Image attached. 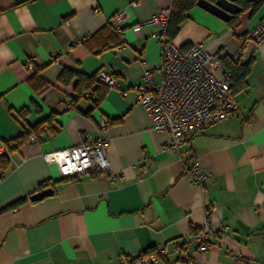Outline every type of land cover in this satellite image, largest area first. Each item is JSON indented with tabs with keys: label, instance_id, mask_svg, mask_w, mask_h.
I'll return each instance as SVG.
<instances>
[{
	"label": "crops",
	"instance_id": "crops-1",
	"mask_svg": "<svg viewBox=\"0 0 264 264\" xmlns=\"http://www.w3.org/2000/svg\"><path fill=\"white\" fill-rule=\"evenodd\" d=\"M132 1L0 0V141L55 113L35 141L10 154L0 175V209L26 198L0 212V264H119L122 257L160 246L167 255L156 264H186L172 251L185 243L194 264H234L230 251L245 264H264V41L244 40L264 23V0L253 13L240 12L235 27L197 4L187 11L173 39L177 46L203 43L216 55L218 75L224 70L219 57L233 56L241 46L253 65L247 88L236 94L237 110L191 133L178 152L165 150L170 134L153 129L135 89L144 71H156L162 62L161 27L132 29L172 0ZM118 11L123 37L107 26ZM85 34L90 37L83 39ZM67 40L80 43L68 46ZM28 59L37 78H31ZM65 68L87 75L105 70L117 86L107 87L98 107L92 108L91 95L73 104L76 79L58 81ZM23 107L29 109L25 120ZM100 115L112 119L104 134L116 178L63 179L43 155L85 136L95 140ZM194 156L207 175L203 187L184 175L185 162ZM148 160L153 165L143 173ZM49 187L51 195L31 199ZM206 219L212 245L198 251L193 230Z\"/></svg>",
	"mask_w": 264,
	"mask_h": 264
},
{
	"label": "built area",
	"instance_id": "built-area-1",
	"mask_svg": "<svg viewBox=\"0 0 264 264\" xmlns=\"http://www.w3.org/2000/svg\"><path fill=\"white\" fill-rule=\"evenodd\" d=\"M138 2L139 0H133L131 3L136 5ZM170 11L169 6L132 26L134 31H139L143 24H159L161 29L158 37L162 46L160 66L156 71L145 70L135 89L137 101L147 111L153 129L170 134L165 150L178 152L191 133L226 118L237 110L239 101L231 90L230 72L223 70L222 75L217 74L214 62L216 55L203 43H194L187 48H180L167 37L165 28ZM111 23L114 31L123 37V11L116 12L111 18ZM89 37V34H85L83 39ZM244 40H252L256 44L262 43L264 23L260 22L255 26ZM66 43L72 46L80 42L67 40ZM233 58L240 62L245 61L243 46L238 49ZM34 65L33 59L26 61V67L30 71L34 69ZM97 78L100 83L107 86H117L114 76L105 70L99 71ZM109 126V117L100 115L98 136L95 140H89L85 136L78 144L47 152L43 156L47 162L58 166L63 179H73L89 174L104 175L113 180L116 176L111 172L106 156L107 138L104 134ZM36 139V134L29 137V141ZM5 151L6 145L0 141V154ZM152 165L151 160L146 161L142 166L143 173H148ZM184 175L190 184L197 187H203L207 177L196 156L185 162ZM213 235L214 231L206 219L194 236L197 250L206 251L212 245ZM189 248L188 243L174 244L172 251L181 254L186 264H194L193 256L187 253ZM166 255V248L160 246L154 251L141 250L133 256L122 257L119 264H156ZM230 256L234 264H245V259L239 252L230 251Z\"/></svg>",
	"mask_w": 264,
	"mask_h": 264
},
{
	"label": "trees",
	"instance_id": "trees-1",
	"mask_svg": "<svg viewBox=\"0 0 264 264\" xmlns=\"http://www.w3.org/2000/svg\"><path fill=\"white\" fill-rule=\"evenodd\" d=\"M240 7H242V11L250 10L252 13L257 10L262 0H233ZM197 0H172L171 3V11L168 19V23L166 25L165 31L166 35L169 39L173 40L180 30V26L185 21L187 16V11H189L193 6H195ZM240 13L233 16L230 20L227 21V24L231 27H235L238 23V15ZM110 24V23H109ZM107 24L112 30V24ZM105 28H102L104 30ZM219 61L221 65L224 67V70H228L230 72L231 79V90L234 94H237L247 88L248 85V77L252 72L253 59L246 60L244 62L237 61L233 58V56L224 55L219 57ZM35 67V66H34ZM35 69V68H34ZM32 70L34 73L31 75V78H37L38 70ZM98 72L87 75L80 72H76L70 69H63L58 77V81L62 84H68L73 79H76L74 84L75 95L72 98V103L75 104L77 100L86 95H91L92 100V108L98 107L100 102L104 97V93L107 90V85L100 83L97 78ZM41 84L45 83V80L40 79ZM29 113V109L27 107H23L19 110V114L23 120H25L26 116ZM55 113H51L49 116L44 119L39 120L35 124L30 125L28 130H24L21 134L15 136L14 138H10L7 140H3L2 142L6 145V151L0 154V175L3 176L5 171L8 169L10 165V154L19 149L21 146L25 145L29 140V137L32 134H36L38 137L44 130V126L47 123L50 125L52 118ZM110 119V118H109ZM112 123V119H110V124ZM51 127V126H50ZM54 133L55 130L51 129ZM44 187V184L41 185V188ZM26 198H19L12 203L2 207L0 212L16 207L25 201ZM199 228L193 230V234L198 232ZM156 248H148L144 251H154Z\"/></svg>",
	"mask_w": 264,
	"mask_h": 264
},
{
	"label": "water",
	"instance_id": "water-1",
	"mask_svg": "<svg viewBox=\"0 0 264 264\" xmlns=\"http://www.w3.org/2000/svg\"><path fill=\"white\" fill-rule=\"evenodd\" d=\"M196 4L225 21L230 20L236 14L242 12V7H240L233 0H197ZM52 193V188H45L31 195V199L39 200L44 196L51 195Z\"/></svg>",
	"mask_w": 264,
	"mask_h": 264
}]
</instances>
